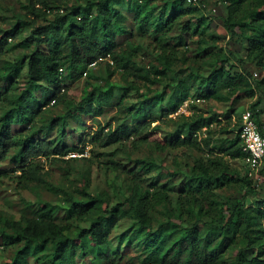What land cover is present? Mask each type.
<instances>
[{"label":"trees","instance_id":"1","mask_svg":"<svg viewBox=\"0 0 264 264\" xmlns=\"http://www.w3.org/2000/svg\"><path fill=\"white\" fill-rule=\"evenodd\" d=\"M86 8L81 7L74 12H58L53 19L45 23H34L31 33L23 44H30L33 50L16 61H5L2 56L8 50L9 39H14L22 33L21 22L16 23L0 35V105L2 95L9 96L13 106L0 117V178L9 175V171L20 170L16 175L17 185L27 188L29 184L39 179L42 166L38 158L65 160L64 156L71 151L63 135L66 130V118L77 112L82 114L100 115L110 105L121 104L128 95L129 86L112 81L118 69L124 72L136 60L135 52H127L118 48L132 36V31L121 24L123 16L116 0H85ZM155 0H130V9L135 13L139 24L151 30L157 38L152 43L159 52V66L155 67L156 78L146 79L156 83L159 76L173 72L180 52V45L188 44L194 34H204L207 17L202 15L196 22L187 20L183 23L177 42L166 39L175 22L183 16L192 13L196 6H187L188 0L165 1V9L172 7V12L166 10L155 12L150 8V2ZM227 14L223 24L230 37L243 44L245 58L264 68V0H227ZM51 11V8H47ZM71 15L79 18L75 23ZM127 52V53H126ZM110 54L114 63H108V74L105 86L89 85L74 107L60 116L54 117L50 127L58 125L61 135L53 139H35L22 136L14 131V125L27 119L30 106L36 105L37 111L58 101L65 93L68 84L79 80L87 70L88 65L100 57ZM217 61L216 68L207 76L202 77L197 88L199 99L222 98L221 88L228 87L231 94L245 92L248 96L255 95V87L264 91V70L260 78L255 79L254 86L245 71L232 72V64L225 52L213 53ZM26 69L27 78L15 91V78L19 72ZM62 69V71H61ZM247 71V70H246ZM89 72V70H88ZM88 74V73H87ZM1 82H9L4 88ZM40 90L41 98L36 95ZM64 89V90H63ZM190 86L186 80H179L174 95L177 96L172 112L189 99ZM144 99L139 108L141 116L151 112L146 96L153 89L145 90ZM160 95L156 94L152 100ZM240 96H238L239 98ZM5 99V97H4ZM8 99V100H9ZM117 102H115V100ZM7 101V100H6ZM259 102L252 105L253 114L259 124L264 121L259 118L256 110ZM191 115L179 113L181 125L166 138H158L155 145L159 151L167 148L190 147L206 149L208 142L202 136L203 130L219 122L215 114H206L201 106L194 104ZM240 124L234 131L231 145L221 148L207 158L200 157L192 168V173L183 192L189 204H195L200 213L204 203L195 193L199 192L211 203H216L213 185L239 183L244 193L233 202H220L219 211L212 215L208 228L197 218L189 222L181 232L166 234L163 224L155 227L154 218L159 207H167L170 202L169 192L172 185L164 183L151 190L143 189L141 179L153 168V162L141 160L137 168L129 170L133 177L132 192L124 201L110 205L109 199L102 193L89 192L87 199L73 201L65 210L68 215H75L78 220L90 219L89 227L81 228L72 235L71 226L64 221L56 220V209L51 202H39L35 215L26 216L12 221L6 220L3 233L4 244L15 249L11 260L0 264H29V257L44 251L48 244L54 247L52 264H76L79 246L89 236L97 246L107 243L116 224L124 217L136 219L142 229L148 230L149 242L155 249L154 253L163 264H223L227 251L238 247L234 264H264V198L256 199L254 206H246L243 197L254 193L257 186L249 176L247 166L243 162L245 152L239 136ZM140 130L145 127V120H138ZM104 128L92 132L86 141L99 143L101 146L116 143L121 136L131 135L129 125L122 124L103 135ZM148 136H142L146 140ZM13 154L10 155V153ZM75 159V158H73ZM229 160H239L243 168L232 166ZM264 173V160L261 166ZM200 180L199 185L192 181ZM215 183V184H213ZM81 241V242H80ZM112 258L110 254H103Z\"/></svg>","mask_w":264,"mask_h":264},{"label":"rangeland","instance_id":"2","mask_svg":"<svg viewBox=\"0 0 264 264\" xmlns=\"http://www.w3.org/2000/svg\"><path fill=\"white\" fill-rule=\"evenodd\" d=\"M130 0H116L123 16L121 24L132 31V36L119 45L118 48L127 52H135L136 60L128 71L118 69L112 81L129 86L127 97L121 104L114 103L104 109L100 115L82 114L77 112L66 118V130L63 138L71 151L64 156L65 160L38 158L42 166L39 179L29 184L27 188L17 185L16 175L20 170L9 171V175L0 178V263L11 260L15 249L4 244L3 233L8 230L6 220L21 219L35 215L39 202H51L56 209V220L70 224L71 234L77 230L89 227L90 219L78 220L75 215H68L67 208L73 201L87 199L89 192L102 193L109 199L110 205L122 202L132 192L133 175L129 171L140 166L141 160L153 162V168L141 179L143 189L154 190L164 183L172 185L169 192L170 202L167 207H159L154 218L155 227L163 224L166 234L181 232L189 222L200 218L206 229L211 223L212 215L219 211L220 202L237 200L244 188L239 183L213 185L216 203H211L202 193H195L203 200L204 210L200 213L195 204H189L186 194L182 191L192 173V168L200 157L207 158L215 153H220L221 148L231 145L235 135V128L241 121L242 113L252 105L259 104L256 110L259 118L264 121V91L255 87V95L248 96L245 92L237 95L231 94L228 87L221 88L222 98L199 99L197 88L202 77L209 75L217 66L213 53L225 52L232 64V72L245 71L254 86L255 79L262 76L264 68L258 67L254 62L245 58L243 44L230 37L223 24L227 14V0H196L187 1V6L194 7L189 13L178 19L168 32L166 39L177 42L185 21L196 22L197 18L204 15L206 31L204 34H194L188 44L180 45V52L176 59L174 71L164 76H159L153 83L146 79L156 78L155 67L159 66V52L152 43L157 35L147 27L139 24L135 13L130 9ZM165 1L155 0L149 7L155 12L165 11ZM86 8L85 0H0V35L18 22L22 24V33L14 39H9V47L2 56L5 61H16L33 50L30 44H23L24 39L31 33L34 23H45L60 12L69 13ZM47 8H51V11ZM167 11V10H166ZM167 12H172V7ZM76 23L79 18L71 15ZM126 52V53H127ZM247 70V71H246ZM108 74V63L103 61L90 68L87 75L68 84L66 91L58 101H52L42 112L37 111V106H30L27 119L14 125V131L22 136H31L35 139L59 137L61 135L58 125L51 126V120L65 114L69 108L74 107L80 100L89 85L105 86ZM26 69L19 72L15 78L16 83L12 90L25 82ZM255 78V79H254ZM186 80L190 86L189 99L180 107L185 113L194 112L193 105L198 104L206 114H215L219 122L203 130L202 136L206 137L208 145L202 150L198 148L180 147L167 148L159 151L155 145L158 138H166L181 125L179 113L172 112L171 108L177 96L174 95L179 80ZM9 82H1L2 88ZM153 89L146 96L148 104L152 105L149 115L141 116L139 106L144 99L145 90ZM159 94L156 100L152 98ZM36 95L41 98L40 90ZM238 96H240L238 98ZM5 97V99H4ZM0 117L13 106L9 96L2 95ZM9 99V100H8ZM7 100V101H6ZM118 99L115 100L117 102ZM145 120V127L140 130L138 120ZM127 124L132 134L123 135L113 144L101 146L99 143L86 141L92 132L104 128L103 135L109 130ZM148 136L146 140L142 136ZM14 151L10 153L13 154ZM77 152L83 155L70 157ZM75 158V159H73ZM232 166L243 168L239 160H229ZM261 170V168H260ZM259 170L254 179L257 186L254 193L243 197L246 206H254L256 199L264 198V173ZM200 180L192 181L199 185ZM215 184V183H213ZM264 222V220H263ZM148 230L142 229L136 219L131 216L122 218L113 229L107 243L97 246L89 236L83 241V248L79 246L76 264H163L153 252L155 246L149 242ZM81 242V241H80ZM54 247L48 244L47 248L36 256L29 257V264H52ZM238 247L230 248L223 264H234ZM110 254L112 258H105L103 254Z\"/></svg>","mask_w":264,"mask_h":264},{"label":"built area","instance_id":"3","mask_svg":"<svg viewBox=\"0 0 264 264\" xmlns=\"http://www.w3.org/2000/svg\"><path fill=\"white\" fill-rule=\"evenodd\" d=\"M188 1L190 3H193L196 0ZM103 61L110 62L111 64L114 63L110 54L100 57L99 59L94 60L88 65V68L83 73V75H87L90 68L97 66ZM181 111H184L183 107L178 109L176 113H179ZM239 136L242 141V149L245 152L243 162L247 166L249 176L255 177L258 174L264 160V124H259L253 112L249 109L245 110L242 113ZM79 155L83 154L73 152L70 154V157H77Z\"/></svg>","mask_w":264,"mask_h":264}]
</instances>
